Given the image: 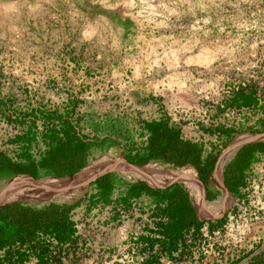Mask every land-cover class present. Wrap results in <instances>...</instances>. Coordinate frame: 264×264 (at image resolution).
<instances>
[{"label": "rangeland", "instance_id": "1", "mask_svg": "<svg viewBox=\"0 0 264 264\" xmlns=\"http://www.w3.org/2000/svg\"><path fill=\"white\" fill-rule=\"evenodd\" d=\"M162 120L203 138L217 159L231 143L264 135V0H0L1 157L36 165L49 151L91 144L79 172L37 170L42 181L113 158L139 163L149 155L148 124ZM142 165L199 178L193 165ZM115 168L113 187L88 181L70 200L23 202L76 206L65 243L51 230L17 234L0 221V264H264V158L240 192L223 195L211 179L217 194L206 203L197 181ZM17 174H0V192ZM136 181L163 196L167 187L172 197L187 190L200 233L168 246L167 200L139 199L129 187Z\"/></svg>", "mask_w": 264, "mask_h": 264}, {"label": "trees", "instance_id": "2", "mask_svg": "<svg viewBox=\"0 0 264 264\" xmlns=\"http://www.w3.org/2000/svg\"><path fill=\"white\" fill-rule=\"evenodd\" d=\"M150 131L149 155L145 159H141L139 164H146L151 160L163 161L171 163L176 167H185L187 165L195 166L201 175L204 183H208V179L214 171L216 159L209 157L202 158L201 147L190 140H184L181 136V130L171 125L168 121H154L148 124ZM91 144H83L82 147H72L71 162L76 163V167L71 172H66L64 165L69 161L68 152L62 150L58 156L48 158L42 162V166L52 169L55 175L63 177L66 175L73 176L82 167L86 152L90 149ZM263 144L249 145L244 155L239 156L236 162L230 164L226 168V185L231 191L233 185L240 187L243 185L242 171L243 167L249 165L250 157L256 149H263ZM30 173L36 176L37 165H19L13 163L10 158L0 156V174H17ZM113 173H109L97 180L101 187L109 188L115 185L112 179ZM107 179V180H104ZM132 192L135 195L141 194L144 189L152 191L145 182L138 181L131 183ZM159 192V191H158ZM216 192L208 189L207 198L213 199ZM76 206L74 205H57L49 204L43 208L24 205L21 202H15L0 206V221L17 227V234L27 232L29 235L51 230L56 236L59 243H65L71 239L76 232L75 223L72 220L71 212ZM164 215L169 218L168 224H162L164 231L168 234L171 232L179 233L185 229L194 227L201 230L204 222L199 220L195 208L193 207L190 197L182 189L176 197H173L171 206L163 211ZM3 230L0 227V246L5 243ZM22 243L26 241L25 236L22 237ZM49 251V246L44 247V253Z\"/></svg>", "mask_w": 264, "mask_h": 264}, {"label": "crops", "instance_id": "3", "mask_svg": "<svg viewBox=\"0 0 264 264\" xmlns=\"http://www.w3.org/2000/svg\"><path fill=\"white\" fill-rule=\"evenodd\" d=\"M172 125V124H171ZM181 136H182V138L184 139V140H190V141H192V142H194V143H197L200 147H201V152H202V158H204V159H208L209 157H214V156H211V155H208V152L206 151V144L204 145L203 144V138H199V139H188V138H186V137H184L183 136V133H182V131H181ZM202 136H204L205 138H206V135L203 133L202 134ZM259 144H263V147H264V140H260V141H253V140H250V141H246V142H244V143H242L241 145H239V146H237L234 150H233V155L231 156V158L225 163V164H223L224 163V161H223V165H221V166H219L218 167V164H219V161L221 160V156H222V154L224 153H222L221 155H220V157L217 159V158H215L216 159V164H215V168H214V171H213V173L211 174V176H210V178L208 179V183L206 184V183H204V181L202 180V178H201V175H200V172H199V178L197 177V182H198V185H199V187L201 188V186H200V182H199V179H201V181L203 182V184H204V187H205V190L207 191V194H208V189H210V190H213L211 187H210V182H211V179H213V180H215L216 182H217V186H218V189H220L222 192H223V195H224V189H223V183L225 184V187L228 189V190H230L229 189V187L226 185V179H227V177H226V168H227V166L228 165H230V164H232V163H234V162H236V160H238V158H239V156H242V155H244L245 154V152H246V149L249 147V145H259ZM66 148V150H67V154H68V157H69V161H68V163L66 164V165H64V168L66 169V172H71V171H73V169L76 167V163H74V162H71V149H72V146L71 145H68L67 147H65ZM55 149V148H54ZM52 151V150H51ZM55 151V150H54ZM55 153V152H54ZM53 155V156H52ZM59 155V154H58ZM51 156L52 157H54L55 155L54 154H50V151H49V153L47 154V155H45L44 156V158L43 159H41L39 162H38V164H36L37 165V170H50V171H52V169H50L49 167H46V166H42V162L44 161V160H46V159H48V158H51ZM264 158V148L263 149H261V150H259V149H256L255 151H254V153L251 155V157H250V163H249V165H247V166H245V167H243V171H242V178H243V185L242 186H240V187H237V186H235V185H233L232 187H233V190H235V193L236 192H240L245 186H247V184H248V175L250 174V170H251V168H252V166H253V164L255 163V161H259V160H261V159H263ZM84 161V160H83ZM82 165H83V162H82ZM224 166H225V168H224ZM195 167V166H194ZM81 169H82V167H81ZM80 169V170H81ZM220 169V170H219ZM79 170V171H80ZM79 171H77V172H79ZM199 171V170H198ZM218 171H220V173H221V175H223V179H222V177H221V179L220 180H218L217 178H216V175H217V172ZM76 172V173H77ZM27 173V172H26ZM111 173V172H110ZM28 174H30V173H28ZM107 174H109V173H107ZM107 174H105V175H107ZM32 175V174H31ZM105 175H103V176H101V177H99V178H102V177H104ZM98 178V179H99ZM97 179V180H98ZM112 179H113V181H114V178L112 177ZM97 180H96V186H98V187H101L100 186V184H98L97 183ZM104 180H107V179H104ZM115 182V181H114ZM136 182H138V181H136ZM142 182H144V181H142ZM131 183H134V182H131ZM131 183H129V187H130V189H131ZM146 183V182H145ZM147 184V183H146ZM115 185H116V183H115ZM114 185V186H115ZM148 185V184H147ZM149 186V185H148ZM113 187V186H112ZM150 187V186H149ZM101 188H104V187H101ZM110 188V187H109ZM150 188H152V187H150ZM173 188H174V186H172V187H167L166 189V193H164V196L162 195V191H160L159 189H154V188H152V191H147L146 189H144V191H142L141 192V194H139V195H137V196H140V198L139 199H145L146 197H147V194H149V193H152V194H155V195H159V194H161V196L162 197H164V199H166L167 200V202H166V208L163 210V211H165L167 208H169L170 206H171V201H172V199H173V197H172V194H173ZM202 190V189H201ZM159 191V192H158ZM183 191L185 192V193H187L188 195H189V197H190V200H191V203H192V205H193V207L195 208V211H196V215H197V217H198V219L200 220V216H199V211H198V209H197V207L195 206V204L193 203V200H192V197H191V195H190V193L187 191V190H184L183 189ZM214 191V190H213ZM231 191V190H230ZM215 192V191H214ZM232 192H234V191H232ZM201 191H200V198H199V201L201 202ZM217 194V193H216ZM122 199V198H121ZM120 199V200H121ZM208 199L209 198H207V201H208ZM115 201H119V200H115ZM202 204V203H201ZM201 207L203 206V205H200ZM156 210L154 209V212H155ZM163 211H162V214L164 215V213H163ZM164 216H166V215H164ZM167 217V216H166ZM77 222V221H76ZM192 228H194V227H192ZM192 228H189V229H185V230H183V231H181V232H179V233H176V232H171V233H166V232H164L163 234H164V237L168 240V246H170L171 248H174V249H176L177 248V246H179V244L181 243V242H183V239L185 240L189 235H188V231L190 230V229H192ZM195 229V228H194ZM200 231L201 230H196L195 229V233H200ZM173 246V247H172Z\"/></svg>", "mask_w": 264, "mask_h": 264}, {"label": "bare ground", "instance_id": "4", "mask_svg": "<svg viewBox=\"0 0 264 264\" xmlns=\"http://www.w3.org/2000/svg\"><path fill=\"white\" fill-rule=\"evenodd\" d=\"M222 163L223 162L221 161L219 163L218 167L224 164V163L223 164ZM105 166L102 167L100 162H93L89 167L85 168L83 171H81L75 177H66V178L54 179V180H50V181L40 180L39 184L33 183L32 185L37 187L40 190L42 200H49V199H54V200H58V201L59 200L60 201L70 200L72 197H75L73 190L79 191V190L83 189L82 187H85L86 183L88 181H90L96 174H98ZM113 169H116L115 166L113 167ZM138 171L143 173V174H146L147 177L152 176V178H150L151 181L153 180V177L155 178V176L157 177V179L167 178V180L168 179L172 180L175 178H181L182 180H185L188 183H192V182L194 183V181L195 182L197 181L196 180L197 175L193 170H185L182 172H173L171 170H165L162 167L156 168L154 166H150L148 168L146 166V168H144L142 170H138ZM221 173H220V171L217 172L216 178L218 180L221 179ZM23 178H18L16 180H14V182H17L16 185L21 184L23 181H26V180L32 181V179L28 180L27 178H24V179ZM30 183H32V182H30ZM46 185L49 186L50 189H47ZM200 185L202 187L201 200H203L204 199V187H203L202 183H200ZM223 189H224V191H226L224 186H223ZM62 192L64 194H61ZM4 197H5V200L12 201V200H16V199H24L25 195L22 192V190H16V188L12 187V189L8 190L4 194Z\"/></svg>", "mask_w": 264, "mask_h": 264}, {"label": "water", "instance_id": "5", "mask_svg": "<svg viewBox=\"0 0 264 264\" xmlns=\"http://www.w3.org/2000/svg\"><path fill=\"white\" fill-rule=\"evenodd\" d=\"M256 137L254 138L253 141H260V140H264V135H255ZM246 141H235L233 143H231L229 145V147L227 148V150L222 154L221 156V159L222 157H224L228 151H231L233 150L234 148H236L237 146L241 145L242 143H244ZM116 165H121V166H124L125 168H130V169H136V170H142L144 168H146L145 165H141L139 163H132V162H129L128 160L124 159V158H113L111 159L110 161H107V164L106 166L98 173L96 174L90 181L89 183H91L92 181H96L99 177L107 174V173H110L116 169H113L114 166ZM27 178L28 180L29 179H32V181H23L21 183V185L18 187L19 189L22 190V192L24 193L25 197L24 199H16V200H12V201H8V200H5V197H4V194L12 189V183L14 182V180L18 179V178ZM23 178V179H24ZM200 183H202L203 187H204V184L203 182L201 181V179H199ZM32 182V183H30ZM173 181L165 184L166 187L171 185ZM35 183V184H39L40 183V179H37L35 176L31 175V174H28V173H18L17 175H15L10 181H8L6 183V185L1 189V192H0V206H4V205H7V204H12V203H15V202H35V201H39V200H42V197H41V192L40 190L33 186L32 184ZM88 183V184H89ZM225 187V184L223 183V185ZM160 187V186H159ZM225 189H227L225 187ZM227 191V190H226ZM207 202V191L205 190V187H204V203ZM210 218V217H209Z\"/></svg>", "mask_w": 264, "mask_h": 264}]
</instances>
